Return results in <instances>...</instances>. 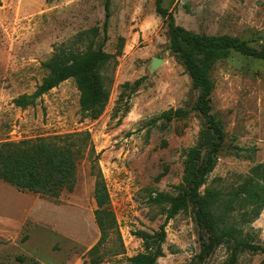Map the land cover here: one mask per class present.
<instances>
[{"label": "rangeland", "instance_id": "1", "mask_svg": "<svg viewBox=\"0 0 264 264\" xmlns=\"http://www.w3.org/2000/svg\"><path fill=\"white\" fill-rule=\"evenodd\" d=\"M105 0H0V142L87 133L72 192L58 200L21 193L0 181V264H89L99 240L94 221V174L100 172L116 227L100 248L102 264H127L144 252L135 233L151 234L164 222L152 198L176 195L186 153L199 143L205 120L195 110L198 90L170 49L167 20L155 0H111L103 50L114 55L102 71L109 98L96 120L80 112L79 93L67 80L21 109L49 71L42 64L57 49L84 50L83 31L97 28L102 43ZM174 25L199 36H229L256 50L264 42V0H164ZM154 59L159 60L153 67ZM210 114L224 132L218 161L201 188L225 195L246 179L264 186V61L231 51L210 70ZM140 85L133 89L134 83ZM185 115L166 122L161 114ZM93 166V168H92ZM92 172V173H91ZM232 221L248 241L264 246V207ZM157 264H264V254L233 250L230 243L201 255L207 232L193 207L169 220ZM120 255H114L119 253Z\"/></svg>", "mask_w": 264, "mask_h": 264}, {"label": "trees", "instance_id": "2", "mask_svg": "<svg viewBox=\"0 0 264 264\" xmlns=\"http://www.w3.org/2000/svg\"><path fill=\"white\" fill-rule=\"evenodd\" d=\"M164 0H155L157 14L167 20L170 37V49L177 56L193 87L198 90L195 110L205 120L199 133V143L189 149L184 162L182 184L177 187L176 195L157 193L152 201L161 209L164 222L151 234L137 231L135 235L144 245V252L127 258V264H157L164 256L163 244L166 239V225L181 212L193 207L197 225L208 234V242H202L201 255L209 256L221 244L230 243L233 250H246L252 254H264V246L248 241L232 221L235 204L243 212L242 221L248 215L258 217L264 207V186L252 182L254 177L246 179L239 187L230 190L226 196L214 189L201 188L206 184L218 161L219 151L223 145L224 132L210 114V96L213 82L210 70L218 61L226 59L230 52L264 61V42L256 50L243 42L229 36H199L174 25L173 16L163 8ZM111 0H105V20L102 43L94 47L99 36L97 28L81 32L77 41L88 39L90 42L84 50L73 48L57 49L47 63L42 66L49 71L31 94H22L13 100L21 109L34 106L40 99L61 83L72 80L79 93L81 114L96 120L102 114L109 94L105 88L102 71L113 60L114 55L103 50L106 41V23L109 18ZM140 85L136 81L133 89ZM180 110L161 114L166 122L182 117ZM91 145L87 133L65 134L48 138L20 140L18 142H0V181L13 186L21 193H32L58 200L64 192H72L76 183L79 161L86 146ZM93 168V166H92ZM92 173V172H91ZM94 185V221L99 230V240L88 251L89 264H102L105 259L100 248L108 237V232L116 227L114 216L106 209L109 197L100 175ZM122 254V251L114 255ZM225 264H236L233 252Z\"/></svg>", "mask_w": 264, "mask_h": 264}, {"label": "water", "instance_id": "3", "mask_svg": "<svg viewBox=\"0 0 264 264\" xmlns=\"http://www.w3.org/2000/svg\"><path fill=\"white\" fill-rule=\"evenodd\" d=\"M158 64H159V60L158 59H154V61L152 63L153 67H157Z\"/></svg>", "mask_w": 264, "mask_h": 264}]
</instances>
